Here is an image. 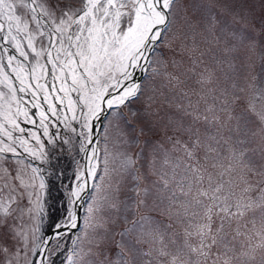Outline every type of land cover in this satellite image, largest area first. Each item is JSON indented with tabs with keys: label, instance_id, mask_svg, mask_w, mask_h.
Returning <instances> with one entry per match:
<instances>
[{
	"label": "snow or ice",
	"instance_id": "snow-or-ice-1",
	"mask_svg": "<svg viewBox=\"0 0 264 264\" xmlns=\"http://www.w3.org/2000/svg\"><path fill=\"white\" fill-rule=\"evenodd\" d=\"M73 139L57 220L24 154ZM58 255L264 264V0H0V264Z\"/></svg>",
	"mask_w": 264,
	"mask_h": 264
},
{
	"label": "rangeland",
	"instance_id": "rangeland-1",
	"mask_svg": "<svg viewBox=\"0 0 264 264\" xmlns=\"http://www.w3.org/2000/svg\"><path fill=\"white\" fill-rule=\"evenodd\" d=\"M253 2L255 3L256 9L257 11H259V0H253ZM105 123H107V121H105ZM25 127H32L31 125H24ZM53 132L56 131V129H52ZM51 130V131H52ZM66 135H70L65 133ZM34 143V141L32 142ZM111 147V144H110ZM103 148L104 145L103 143H101L100 145V159L101 161L103 160ZM46 149H47V153H48V162L45 163L39 159H35L32 157H29L27 155V153L24 154L25 157V161L26 163H31L36 167H39L42 169V175L44 176L45 180L47 181H53L56 178H52L49 175L50 174L48 171V168H51L52 164L50 161H52V159L54 158V150L60 152V154H62V160L61 161V165L59 167L60 173L59 175H61V177L58 179H56V189H55V193L53 197H51L50 202H52L55 205V209L51 212V216L53 217L54 214H58L56 217H53L54 219L60 220L62 218H64L65 214H66V208L68 206V195L66 192V187L70 186V185H74L76 183L75 181V173L77 171L78 165H84V154L81 153L79 151V143L78 141H76L75 139L72 140V143L68 144V145H61L60 142H57V145L55 148H53L51 145H46ZM103 168V164L100 163L99 165V169L98 170H102ZM102 174V172H101ZM91 181V183L93 182L92 179L89 180V182ZM96 183H100V180L97 178ZM88 184L86 185L85 189H86V196L83 199V204H82V211L80 212L81 216H80V225L81 227L83 226V218L85 215V209L87 208L88 204L91 202L92 196L94 195V190L92 187H88ZM55 188V187H54ZM70 190V189H69ZM82 194V193H81ZM77 203V201H76ZM76 203L73 206L74 210H76ZM58 205V207H57ZM49 212V211H48ZM45 231H47V229L45 228ZM74 232V231H73ZM76 232V230H75ZM71 235L69 236L68 239H66L65 241H62V243H66L67 245H69V241H70ZM71 246V243L70 245ZM78 247H84L85 250H87V243L85 242L82 245H79ZM53 259L55 260V264H61V260L63 259L62 255H58L56 257H53Z\"/></svg>",
	"mask_w": 264,
	"mask_h": 264
},
{
	"label": "trees",
	"instance_id": "trees-1",
	"mask_svg": "<svg viewBox=\"0 0 264 264\" xmlns=\"http://www.w3.org/2000/svg\"><path fill=\"white\" fill-rule=\"evenodd\" d=\"M54 152H55L54 153L55 156L52 159V161H50L52 166H51V168H48V170H49L48 172L50 174H52V175H49L50 177L56 178L57 181H58V179L61 177V175H59L60 170H61V169L59 170V167L61 165V161L60 160H62V154H60V152L55 151V150H54ZM56 179L53 180V181H50V180L47 181L48 193H46V202H47V205L50 206V207H48V211H49L50 214L55 209V205L52 202H50V199H51V197L54 196L53 193H55L56 184H57ZM57 207H58V205H57ZM57 215L58 214H54L53 217H56Z\"/></svg>",
	"mask_w": 264,
	"mask_h": 264
},
{
	"label": "water",
	"instance_id": "water-1",
	"mask_svg": "<svg viewBox=\"0 0 264 264\" xmlns=\"http://www.w3.org/2000/svg\"><path fill=\"white\" fill-rule=\"evenodd\" d=\"M84 195H85V191L83 192V194H82L81 196L83 197ZM79 206H80V205H77V206H76V210H75V211H76V213L78 214V217H79V219H80V210H79Z\"/></svg>",
	"mask_w": 264,
	"mask_h": 264
},
{
	"label": "bare ground",
	"instance_id": "bare-ground-1",
	"mask_svg": "<svg viewBox=\"0 0 264 264\" xmlns=\"http://www.w3.org/2000/svg\"><path fill=\"white\" fill-rule=\"evenodd\" d=\"M87 163V160H86V158L84 159V165ZM90 180V178L87 180V183H88V181ZM77 203H78V201H77Z\"/></svg>",
	"mask_w": 264,
	"mask_h": 264
}]
</instances>
